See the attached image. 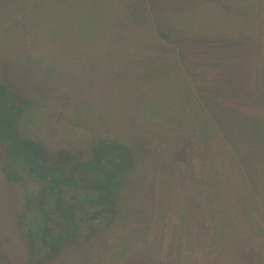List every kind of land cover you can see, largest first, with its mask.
<instances>
[{
  "label": "rangeland",
  "instance_id": "rangeland-1",
  "mask_svg": "<svg viewBox=\"0 0 264 264\" xmlns=\"http://www.w3.org/2000/svg\"><path fill=\"white\" fill-rule=\"evenodd\" d=\"M241 1L264 16V0H0V85L30 101L13 125L0 96L10 132L45 158L86 160L100 140L137 158L122 216L81 222L90 240L45 264H264V18ZM155 61L181 77L147 76ZM177 84L169 125L146 106ZM40 188L0 173V264H29L17 221Z\"/></svg>",
  "mask_w": 264,
  "mask_h": 264
},
{
  "label": "trees",
  "instance_id": "trees-1",
  "mask_svg": "<svg viewBox=\"0 0 264 264\" xmlns=\"http://www.w3.org/2000/svg\"><path fill=\"white\" fill-rule=\"evenodd\" d=\"M240 3L245 9L249 21L255 22L264 18L263 13L258 12L262 9L260 3L243 1ZM177 4L179 3L177 2ZM187 7L172 8L169 15L184 14ZM192 10L194 9L192 8ZM190 14L189 18L193 15L192 12ZM139 19H142L141 23L144 22L140 11ZM187 20L181 23L188 24ZM237 21L240 20L234 21L236 22L235 27L239 25ZM144 24L146 25L148 22ZM152 24L156 30V26L160 25L158 20L156 22L154 20ZM109 28H111L110 16L107 19V28L102 30L104 32L102 41L105 45H109L111 40V37L108 36ZM154 29V33H159ZM116 36H118L117 32ZM192 38L195 39L194 36ZM240 39L245 40L244 38ZM259 44L264 46V38ZM160 46L162 45L150 44L147 47L159 48ZM147 66H144L148 72L147 76L154 80L168 73L173 74L176 79L181 77L180 66L167 65L165 68L166 65L158 61L151 62ZM156 66H158V70H156ZM176 86L180 88L181 84L173 85L167 90L162 89L166 94L172 92L169 102L166 104L151 102L146 106L149 109L155 108L158 112L170 110L166 112L165 116L169 120V122L167 120L169 125L172 123L169 119L170 116H173L171 112L179 107L178 100L175 98L179 91ZM0 96L3 99V105L11 115L13 125H15L29 105V99L2 85H0ZM250 125V131H259L258 134L261 131L264 137V128L255 116ZM219 128L218 125V130ZM200 131L203 135L202 125ZM25 140V138L12 134L0 118V173L4 180L7 183L20 184L24 179L29 178L41 185L36 195L35 206L32 208V203L27 202L28 208L26 207V211L18 217L17 226L21 231L28 263L45 264L61 256L67 246L79 247L90 240L92 233L82 232L81 222L97 226L104 222L109 224L111 220L122 216L124 199L119 194L127 184V176L131 174L132 177L137 173L135 170L137 158L134 157L128 146L109 140L98 141L91 148V155L86 160H77L69 154L45 158L36 146ZM248 170L252 171L251 168ZM75 191H79L80 195H76ZM110 216L113 219H110ZM219 216L215 214L214 218ZM93 229L96 230V227ZM217 237L216 235V239Z\"/></svg>",
  "mask_w": 264,
  "mask_h": 264
},
{
  "label": "crops",
  "instance_id": "crops-1",
  "mask_svg": "<svg viewBox=\"0 0 264 264\" xmlns=\"http://www.w3.org/2000/svg\"><path fill=\"white\" fill-rule=\"evenodd\" d=\"M264 128V127H263ZM256 178V177H255Z\"/></svg>",
  "mask_w": 264,
  "mask_h": 264
}]
</instances>
